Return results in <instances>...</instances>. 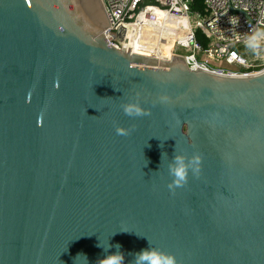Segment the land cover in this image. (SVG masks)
Masks as SVG:
<instances>
[{
    "label": "water",
    "instance_id": "95a60500",
    "mask_svg": "<svg viewBox=\"0 0 264 264\" xmlns=\"http://www.w3.org/2000/svg\"><path fill=\"white\" fill-rule=\"evenodd\" d=\"M107 26L100 0H0V264H98L117 244L132 264L149 242L264 264V70L130 54ZM174 154L202 162L173 193Z\"/></svg>",
    "mask_w": 264,
    "mask_h": 264
},
{
    "label": "built area",
    "instance_id": "2783aa9c",
    "mask_svg": "<svg viewBox=\"0 0 264 264\" xmlns=\"http://www.w3.org/2000/svg\"><path fill=\"white\" fill-rule=\"evenodd\" d=\"M100 2L109 25L103 35L114 49L127 52L129 48L130 54L160 59L155 50L174 37L170 56L179 54V49L187 51L182 56L191 67L233 75L264 70V38L256 50L248 45L254 33H264V0H203L202 11L192 9L195 0ZM245 49L251 57L243 55Z\"/></svg>",
    "mask_w": 264,
    "mask_h": 264
},
{
    "label": "clouds",
    "instance_id": "9594fccd",
    "mask_svg": "<svg viewBox=\"0 0 264 264\" xmlns=\"http://www.w3.org/2000/svg\"><path fill=\"white\" fill-rule=\"evenodd\" d=\"M264 38V33L257 32L248 38V45L253 50L259 47V41ZM161 103H167L166 96L160 97ZM125 115L129 117H141L150 115L143 109L138 101H130L121 105ZM179 123V121H177ZM117 135L127 136L134 129H125L115 126ZM202 157L199 154H194L191 157L185 155L174 154L171 163L168 165V173L172 177L171 182L167 185L168 189L174 193L176 188L183 187L188 180L189 172L193 176L199 177L201 172ZM117 251L110 255H106L104 259L98 261V264H124V255L119 251L120 245L114 246ZM134 259L132 264H177L174 255L167 253L159 248L153 247L149 242V247L133 254Z\"/></svg>",
    "mask_w": 264,
    "mask_h": 264
},
{
    "label": "bare ground",
    "instance_id": "6f19581e",
    "mask_svg": "<svg viewBox=\"0 0 264 264\" xmlns=\"http://www.w3.org/2000/svg\"><path fill=\"white\" fill-rule=\"evenodd\" d=\"M183 26H187L186 23H184ZM174 37L168 38L167 41H164L161 45L157 47V50H155L154 54L158 56L159 58H169L170 54V48L173 45ZM134 52H140L139 49L134 50ZM147 52L146 54H148Z\"/></svg>",
    "mask_w": 264,
    "mask_h": 264
},
{
    "label": "rangeland",
    "instance_id": "374dc122",
    "mask_svg": "<svg viewBox=\"0 0 264 264\" xmlns=\"http://www.w3.org/2000/svg\"><path fill=\"white\" fill-rule=\"evenodd\" d=\"M203 42H204V41H203V39H202V40H201V43H203ZM178 53L181 54V55H185V54H187L188 52L185 51V50H183V49H179V50H178ZM243 55L246 56V57H251V53H250V52H246V49H245ZM197 57H198V56H197ZM198 59H199V58H198ZM220 66L223 67V68L230 69V70H235V69H236L235 67H229V66H227V65L224 64V63H220Z\"/></svg>",
    "mask_w": 264,
    "mask_h": 264
},
{
    "label": "trees",
    "instance_id": "16d2710c",
    "mask_svg": "<svg viewBox=\"0 0 264 264\" xmlns=\"http://www.w3.org/2000/svg\"><path fill=\"white\" fill-rule=\"evenodd\" d=\"M192 9L196 11H202L203 10V0H195L192 6ZM197 38L199 41L202 40V37L199 34H197ZM203 45H205V41L203 42Z\"/></svg>",
    "mask_w": 264,
    "mask_h": 264
}]
</instances>
